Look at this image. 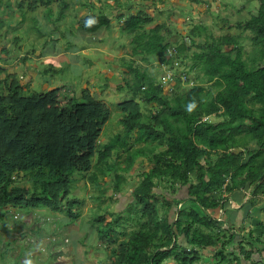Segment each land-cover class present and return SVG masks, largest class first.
Returning <instances> with one entry per match:
<instances>
[{"label": "trees", "instance_id": "trees-1", "mask_svg": "<svg viewBox=\"0 0 264 264\" xmlns=\"http://www.w3.org/2000/svg\"><path fill=\"white\" fill-rule=\"evenodd\" d=\"M39 2L49 5L51 0H31L29 9ZM23 3L18 2L20 9ZM67 6L62 0L58 18ZM151 20L144 9L127 15L124 30L132 34V52L145 60L156 56L170 64L166 51L171 43L161 32L165 24L155 23L147 29ZM4 23L0 17V27ZM110 25L111 17L103 12L86 13L77 20V26L87 32ZM236 25L253 32L252 48L246 54L238 35L209 34L197 41L195 36L206 26L196 23L189 29L195 48L181 42L175 49L177 57L191 50L190 68L201 72V81L193 82L185 94H169L173 102L146 69L129 64L134 76L131 95L117 103L122 113L121 130L105 142L100 141V134L112 111L89 88H83L80 97L68 83L25 93L27 86L15 73L0 77V208L44 207L76 219L80 211L73 208L81 200L73 197L72 183L84 178L97 187L105 182L99 173L103 176L114 170L113 194L120 192L124 177L110 158L118 149L129 148L122 169L129 170L139 154H149L152 166L132 191L138 203L134 207L136 226L118 250L113 249V264H162L170 257L177 264H192L200 258V249L209 246L217 247L214 256L220 258L211 264H231V254L240 264V254L247 262L264 264V239L253 236L254 229L239 233L234 223L218 221L207 212L237 193L243 197L250 189L242 206L245 217L250 218L257 200L264 199V0H258L256 12ZM224 44L231 45L230 49H224ZM203 81L211 82L212 88H206ZM142 101L158 105L148 120ZM212 115L221 119H208ZM131 139L145 145L131 150ZM253 141L258 146L251 148ZM20 171L30 173V185L16 183ZM154 177L169 179L172 190L188 185L190 198L182 202L179 211L166 195L155 191ZM160 203L167 208L164 214L159 211ZM125 213L132 214L128 209ZM3 214L0 212V217ZM124 215L116 212L109 221L105 214L94 216L99 237L114 234L115 226L128 218ZM243 224L238 227L244 228ZM257 226V232L264 233V223ZM179 235H184L185 244ZM245 243L250 246L244 247ZM234 244L239 245L237 252L232 249ZM257 256L259 260H252Z\"/></svg>", "mask_w": 264, "mask_h": 264}, {"label": "rangeland", "instance_id": "rangeland-1", "mask_svg": "<svg viewBox=\"0 0 264 264\" xmlns=\"http://www.w3.org/2000/svg\"><path fill=\"white\" fill-rule=\"evenodd\" d=\"M19 1L0 0V17L5 21L0 27V68H4L0 71V77L4 78L9 72L15 73L27 86L25 93L68 83L75 86V95L80 97L82 89L89 88L93 96L105 101L112 111L110 119L102 128L101 142L121 130L122 113L117 103L131 95L129 88L134 76L129 64L141 70L146 69L163 85L162 92L173 102L169 94L172 95L174 91L185 94L193 82L201 81V72L190 68L191 50L180 55H187L184 58L177 57L175 49L181 42L195 48L187 33L189 29L196 23L206 26L195 36L197 41L205 40L209 34L238 35L246 54L252 48L253 32L238 27L236 23L248 19L258 6V0H64L68 6L63 9L62 17L58 18L62 0H51L49 5L39 2L33 9H29L31 0H24L22 9L18 7ZM141 9L152 16L151 22L146 24L147 29L155 23L165 24L161 32L166 36V41L171 43L170 49L166 51V55L171 56L170 64L156 56L145 60L140 54L132 52V34L125 33L124 22L128 14ZM90 12L105 13L111 17V25L94 32L79 28L78 18ZM230 47L231 45L224 44V49L229 50ZM185 77L191 81L183 80ZM177 79H180L179 85ZM202 83L206 88H212L211 82ZM2 90L6 88L3 87ZM141 104L148 120L158 105L143 101ZM208 119L216 122L221 118L212 115ZM129 145L133 150L145 143H135L131 139ZM255 146H258L255 141L249 144L251 148ZM127 149L129 148L118 149L119 153H113L110 158V161L115 160L120 166L116 169L124 177L120 183V192L113 194L114 170L103 176L99 173V178L101 181L103 178L105 182L97 187L84 178L72 183L73 197L81 200L73 208L80 211V216L76 219L68 217L63 211L56 212L43 209L44 207L0 208V212L4 213L0 217V264H113L116 260L113 249L118 250L120 242L136 226L138 216L134 211L138 203L132 191L152 166L149 154H139L129 170L122 169L127 164ZM93 161H96V156ZM15 179L20 185L31 184L28 172L20 171ZM154 180L158 185L155 191L166 195L174 207L178 208L177 200L182 201L184 198L179 195L175 199L177 193L173 191L177 188H170L172 182L164 177H154ZM127 209L132 214L125 213ZM252 209L264 210V199L257 200ZM166 210V206L160 203V213L164 214ZM261 210L259 213L254 211L250 218H246L244 228L234 225L235 229L245 234L248 229H254L253 236L260 235L259 238L264 239V233L257 232V225L264 223V211ZM120 211L128 217L124 224L115 226L114 234L100 238L94 232V225L96 224L97 229L99 227L94 216L105 214L106 221H109ZM214 212L220 213L219 209ZM178 239L181 243H186L184 235H179ZM248 240L253 241V238L249 237ZM258 243L256 240L255 245ZM249 246L244 244V247ZM35 247L39 250L35 251ZM238 247V244H234L233 251L237 252ZM70 248L73 250H69ZM216 248H201L200 258L192 264L216 263L220 259L214 256ZM240 255L243 257L242 264H253L252 261L247 262L243 254ZM231 258V264H240L233 258V254ZM255 259L259 260V256L252 260ZM162 264L177 263L170 257Z\"/></svg>", "mask_w": 264, "mask_h": 264}, {"label": "crops", "instance_id": "crops-1", "mask_svg": "<svg viewBox=\"0 0 264 264\" xmlns=\"http://www.w3.org/2000/svg\"><path fill=\"white\" fill-rule=\"evenodd\" d=\"M185 188H186V186H183L182 188H179L178 189V191H177V195L176 196H179L180 195V197H183V196H185L186 197V195H187V193L185 194ZM234 199V200H233ZM232 200L234 201V202H239V203H242V202H240V200H243V197H242V194H240V193H237V194H235V195H233V198H232ZM236 202V203H237ZM245 204V202L244 203H242L241 204V206H240V208L239 207H236V209H238L237 211H234V210H232L231 208H227L225 211H224V213H222L221 214V212L220 213H218V214H216L215 212H214V210H216V209H218V208H214V209H211V211H212V213H214V215L216 216L217 215V217L220 219H222V220H224L225 222H228L229 224H232L233 225V223H234V225H241L242 223H245L246 222V218H247V216L245 217V215H247V213H246V211L244 210V209H242V206ZM259 210H261V209H255V210H253V212L254 211H257V213H259ZM262 211H264V210H261V212ZM228 212V213H227ZM243 220H245L244 222H243ZM233 225V226H234ZM248 227V226H247ZM93 228H95V230L96 231H94V232H97V226H96V224L94 225V227ZM38 230V229H37ZM36 230V231H37ZM99 236V235H98ZM95 238H96V240H97V234L95 233ZM41 244V243H40ZM40 244H38V247L39 248H41V246H40ZM37 250H39L38 248H36L35 247V251H37ZM69 250H73V249H69ZM79 264H82V262H80Z\"/></svg>", "mask_w": 264, "mask_h": 264}, {"label": "clouds", "instance_id": "clouds-1", "mask_svg": "<svg viewBox=\"0 0 264 264\" xmlns=\"http://www.w3.org/2000/svg\"><path fill=\"white\" fill-rule=\"evenodd\" d=\"M186 186V188H185V194L187 193V195H186V198H185V196H183V197H180V198H184V199H182V201L180 200V199H178L177 201V203H178V208L176 207V209H177V211H179V208H180V205L182 204V202H184L186 199H188V198H190V196H189V194H188V185H185ZM183 186H181V187H179V188H182ZM178 188V189H179ZM178 189H177V191H178ZM177 191H176V193H177ZM250 196V189L249 190H247L246 192H245V195L243 196V200H242V203H244V202H246V200H247V198ZM178 197L176 196V198L175 199H177ZM234 200V199H233ZM232 200V198H229V202H226L225 200H222V204L220 205V206H218L217 208L219 209V212H221V214L222 213H224V211L226 210V208H236V207H239L240 208V206H241V204L242 203H239V202H234ZM225 203V204H224ZM252 210V212H253V209H251ZM208 213L210 212L218 221H221L222 219L220 218H218L217 216H215L214 215V213H212L211 212V210H208L207 211Z\"/></svg>", "mask_w": 264, "mask_h": 264}]
</instances>
